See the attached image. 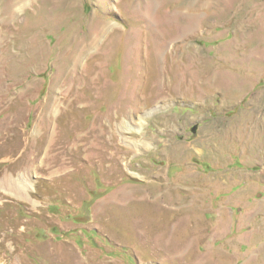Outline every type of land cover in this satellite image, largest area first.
Instances as JSON below:
<instances>
[{
	"label": "rangeland",
	"instance_id": "rangeland-1",
	"mask_svg": "<svg viewBox=\"0 0 264 264\" xmlns=\"http://www.w3.org/2000/svg\"><path fill=\"white\" fill-rule=\"evenodd\" d=\"M12 2L0 264H264V0Z\"/></svg>",
	"mask_w": 264,
	"mask_h": 264
},
{
	"label": "bare ground",
	"instance_id": "bare-ground-1",
	"mask_svg": "<svg viewBox=\"0 0 264 264\" xmlns=\"http://www.w3.org/2000/svg\"><path fill=\"white\" fill-rule=\"evenodd\" d=\"M19 2L20 1H23V0H18ZM30 1V0H29ZM23 3V2H22ZM22 3H17V0H14V2H12V7L10 8V12H12L13 14L14 13H17V11H19V9L21 8V6L23 5ZM25 4V3H24ZM9 9V8H8ZM12 14V15H13ZM81 54V53H80ZM7 179V178H6ZM4 180H5V178H4ZM25 181V180H24ZM5 182V181H4ZM6 182H7V180H6ZM21 186V185H20ZM23 186V185H22ZM17 187V186H16ZM15 188V187H14ZM20 189H21V187H19ZM23 188H24V186H23ZM21 192H19V194L21 195L23 192V189L22 190H20ZM24 194V193H23Z\"/></svg>",
	"mask_w": 264,
	"mask_h": 264
},
{
	"label": "water",
	"instance_id": "water-1",
	"mask_svg": "<svg viewBox=\"0 0 264 264\" xmlns=\"http://www.w3.org/2000/svg\"><path fill=\"white\" fill-rule=\"evenodd\" d=\"M195 129H196V125H194V126L192 127V130H193V131H195Z\"/></svg>",
	"mask_w": 264,
	"mask_h": 264
}]
</instances>
